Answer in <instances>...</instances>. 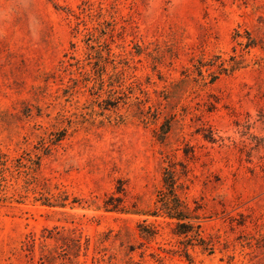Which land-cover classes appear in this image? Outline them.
<instances>
[{
  "label": "rangeland",
  "instance_id": "rangeland-1",
  "mask_svg": "<svg viewBox=\"0 0 264 264\" xmlns=\"http://www.w3.org/2000/svg\"><path fill=\"white\" fill-rule=\"evenodd\" d=\"M0 264H264V0H0Z\"/></svg>",
  "mask_w": 264,
  "mask_h": 264
},
{
  "label": "trees",
  "instance_id": "trees-1",
  "mask_svg": "<svg viewBox=\"0 0 264 264\" xmlns=\"http://www.w3.org/2000/svg\"><path fill=\"white\" fill-rule=\"evenodd\" d=\"M250 39V38H249ZM251 45V44H250ZM164 190L161 192L160 210H163L172 218L177 220V226L181 232H187L193 227L192 223L185 219H191L188 208L184 202L178 196V184L172 170H167L164 176ZM114 197L108 199L106 203V209L109 210H121L119 203H113Z\"/></svg>",
  "mask_w": 264,
  "mask_h": 264
}]
</instances>
